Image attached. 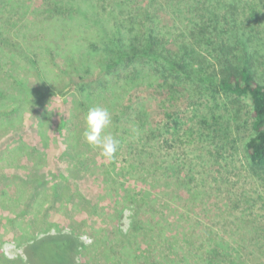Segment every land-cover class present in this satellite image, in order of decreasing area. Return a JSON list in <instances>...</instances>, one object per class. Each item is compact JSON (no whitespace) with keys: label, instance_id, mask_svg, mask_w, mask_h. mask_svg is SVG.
Returning <instances> with one entry per match:
<instances>
[{"label":"rangeland","instance_id":"374dc122","mask_svg":"<svg viewBox=\"0 0 264 264\" xmlns=\"http://www.w3.org/2000/svg\"><path fill=\"white\" fill-rule=\"evenodd\" d=\"M30 1L41 5V0ZM237 6L236 34L246 44L248 37L257 43L256 65L264 81V0H241ZM33 13L28 15L30 20ZM11 18L19 24L20 17ZM231 26L225 23L226 29ZM17 27L11 26L7 34ZM24 34L28 33L19 36ZM52 42L57 44L55 39ZM15 44L2 47L6 54L0 65V264H39L42 257L29 249L32 239L55 234L68 236L69 245L77 249L72 264H169L164 260L167 254L171 264L191 261L194 254L186 249L170 255L156 237L136 233L134 221L151 214L165 221L167 235L214 230L235 240L231 243L241 264H264V171L251 170L243 154V141L250 133L247 99L234 104L240 117L230 121V105L228 110L214 109L213 101L200 93L190 96L145 85H118L114 94L102 78L95 77V68L84 78L90 88L89 98L84 99L76 87L79 79L66 65L62 68L67 63L63 50L45 46L36 50L38 66L49 79L44 85L29 58L24 59L19 50L14 52ZM8 94L23 98H17L18 116ZM95 106L109 111L111 123L105 133L119 141L111 160L83 136L84 116ZM53 108L58 112L48 111ZM209 108L216 117L209 126L212 138L200 141L195 130L190 137H171L166 113H176L182 131H188ZM138 111L144 115L140 121L133 119ZM143 120L156 127L151 143L157 155L150 152L145 157L154 166L145 183L140 179L142 167L130 168L142 145L141 132L134 128ZM164 158L177 161L175 172L183 179L164 172ZM191 173L203 180L197 188L195 179L189 178ZM153 177H157L155 183ZM140 192L148 196L141 210L132 201ZM33 248L37 251L40 245ZM142 252L145 255H139ZM43 259L41 264H46Z\"/></svg>","mask_w":264,"mask_h":264},{"label":"trees","instance_id":"16d2710c","mask_svg":"<svg viewBox=\"0 0 264 264\" xmlns=\"http://www.w3.org/2000/svg\"><path fill=\"white\" fill-rule=\"evenodd\" d=\"M240 1L41 0L40 6H33L30 0H0V65L6 54L3 48L15 41L14 52L19 50L24 59L29 58L44 85L48 84L49 79L42 67L38 66L36 50L43 46L50 50H63L67 63L62 68L66 65L68 71L79 79L76 87L81 88L80 95L84 99L90 96L87 94L89 84L84 78L93 73L92 68L98 70L95 77L102 78L114 94L118 93V85H145L173 94L185 95L187 92L190 96L200 93L213 101L214 109H227L226 106L230 105V121L240 117V110L234 108V104L239 103L240 99H247L250 105L247 113L250 133L243 141V154L249 168L261 172L264 171V81L256 65L257 43L248 37L246 44L242 35L236 34L239 20L236 18L237 4ZM30 11L36 12L32 20L28 17ZM13 15L20 17L19 24H13ZM225 23L232 26L226 29ZM11 26L18 27L7 34ZM22 32L28 34L20 37L19 33ZM54 39L57 44H53ZM39 92L40 89L37 90ZM7 96L13 98L10 104L18 116L21 112L18 99L23 101V98L11 94ZM211 113L212 109L209 108L199 114L196 124L188 131H182L183 123L176 113H166L165 123L170 124L172 138L190 137L195 130L193 133H199L200 141L207 140V137H213V130L209 126L213 125V118L216 119ZM142 116L143 113L138 111L133 119L140 121ZM42 130L43 126H40L41 137ZM134 130L141 132L139 139L142 145L136 153L140 160L132 161L130 168L135 170L142 167L140 179L146 182L151 171H154L153 164H149L145 157L150 152L155 154V144L151 143V139L156 127L143 120L136 124ZM182 139L179 142L185 143ZM130 146L135 148L132 143ZM161 162L164 172L170 171L175 179H183L180 172H175L177 161L164 158ZM153 178L155 183L157 177ZM189 178L193 179L194 174L191 173ZM194 179L197 188L203 180L197 176ZM178 184L180 189L182 184ZM147 197L146 192H140L138 198L132 201L139 208L145 204ZM164 222L151 214L134 221L132 228L141 237H156L170 255L178 253L179 249L193 253L194 258L183 264H241V256L232 247L234 239H226L214 230H202L204 235L196 230L191 235L185 232L181 237L177 232L167 235ZM68 239V236L58 234L33 238L29 249L31 253L39 254L42 261L45 257L46 264H72L73 252L74 249L77 252V249H72ZM36 245H40L37 251L33 248ZM126 245L122 244L121 251ZM164 257L171 264L172 258L168 254ZM41 260H37L39 264Z\"/></svg>","mask_w":264,"mask_h":264},{"label":"clouds","instance_id":"9594fccd","mask_svg":"<svg viewBox=\"0 0 264 264\" xmlns=\"http://www.w3.org/2000/svg\"><path fill=\"white\" fill-rule=\"evenodd\" d=\"M57 111L55 108L48 109L49 112ZM58 112V111H57ZM85 130L83 136L86 142L100 149V154L111 160L117 151L119 141L105 129L111 123V115L106 108L95 106L90 108L84 116Z\"/></svg>","mask_w":264,"mask_h":264}]
</instances>
